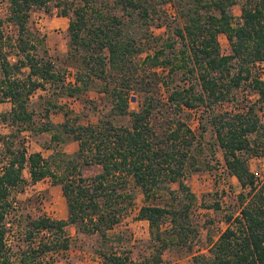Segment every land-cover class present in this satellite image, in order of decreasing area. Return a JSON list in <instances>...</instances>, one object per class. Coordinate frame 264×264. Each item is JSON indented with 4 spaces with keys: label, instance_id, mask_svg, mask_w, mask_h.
<instances>
[{
    "label": "trees",
    "instance_id": "16d2710c",
    "mask_svg": "<svg viewBox=\"0 0 264 264\" xmlns=\"http://www.w3.org/2000/svg\"><path fill=\"white\" fill-rule=\"evenodd\" d=\"M7 1L0 27L8 20L17 29L13 47L19 58L15 62L8 59L4 51L8 37L0 28V103H11L9 111L0 113V121L16 133L3 137L7 159L0 170V264H37L44 253L57 249L55 241L40 239L39 249L29 245L16 260L7 254L1 223L11 205L12 190H21L26 182L25 170L32 183L50 177L53 184H59L67 208L65 219L32 218L26 235L29 240L42 232L57 231L62 236L64 227L74 224L100 238L97 253L102 264H159L169 248L190 250L197 233L191 217L195 195L184 175L198 144L183 112L200 109L202 117L230 99L244 82L254 100L235 112L208 113L225 167L242 188L239 212L225 216L226 227L209 244L207 253L196 254L192 260L193 264H264V179L258 180L248 166L250 156L264 157V122L258 114L264 112V78L252 71L264 62V0H106L121 15L106 10V2L80 0L74 6L71 0L70 8L60 13L69 17L68 52L78 63L71 83L53 69L52 61L38 56L37 45L43 41L30 26L31 8L44 7L50 0ZM167 4L181 20L174 28L177 38H167L141 59L149 35L144 25ZM234 5L240 8L239 17L233 14ZM220 34L228 40V53L221 52ZM25 67L28 72L20 78L18 73ZM177 69L194 75L195 82L161 94L160 86ZM164 70L168 72L162 76L158 71ZM47 83L56 84L68 96L97 83L111 108L94 123H81L68 110L62 122L54 123L49 114L57 104L47 101L50 106L41 112L38 131L50 132L53 141L76 142L77 149L72 153L54 150L45 158L39 152L27 153L23 138L17 141L16 137L35 129L33 106L38 100L31 97L46 89ZM132 92L137 94L136 109L129 106ZM121 118L127 122L118 123ZM90 165L100 166V171L86 176L84 168ZM129 181L146 201L164 193L174 200L169 205L150 203L139 208L137 218L148 223L150 247L140 260L130 259L107 242L109 231L132 204L134 193L122 191ZM174 183L177 190L171 188ZM61 245L66 248L67 239Z\"/></svg>",
    "mask_w": 264,
    "mask_h": 264
},
{
    "label": "rangeland",
    "instance_id": "374dc122",
    "mask_svg": "<svg viewBox=\"0 0 264 264\" xmlns=\"http://www.w3.org/2000/svg\"><path fill=\"white\" fill-rule=\"evenodd\" d=\"M72 1L74 6L80 2V0ZM97 1L106 2V10L121 15V11L113 7L112 4L108 5L106 0ZM108 1L112 3V0ZM70 2L71 0H50L44 7H33L30 11L29 20L31 29L43 41L42 44L37 45L38 56L44 55L46 59L52 61L54 63L53 69L64 76L66 83L74 81L75 72L78 68V63L68 52L67 26L69 17L60 15L63 8L70 6L68 5ZM7 5V0H0V17L6 16ZM162 8L153 17L151 15L148 25H144V28L148 29L149 35L146 36V43L144 44L146 49L140 54L141 59L146 54L152 53L153 49L161 46L167 38L172 40L177 38L174 34V28L181 24V20L177 17V11L170 4L162 5ZM232 11L234 16L239 17L240 8L238 5H234ZM160 23L162 26L156 25ZM134 25L138 26L136 22ZM0 28L8 37L4 51L8 54V59L15 62L19 58V54L13 44L18 31L8 20ZM140 33L145 38L144 31L141 32L140 30ZM218 40L221 52L228 53L230 46L226 36L220 34ZM179 46L180 43L177 42L176 48ZM44 50L47 54L44 53ZM252 71L254 76L264 78V62L256 64ZM27 72L26 67L22 68L18 76L22 78L23 74ZM158 72L165 76L168 70ZM166 79L167 83L160 86V93L163 95H166L171 88L188 86L195 82L194 75L185 74L180 69L170 73ZM244 84L246 83L244 82ZM244 84L241 88L234 90L230 99L216 104L213 106L214 110L209 112H235L254 100L249 88ZM99 86L96 83L79 95L68 96L66 91L61 90L56 84L47 83L46 89L37 90L31 97L33 101L38 100V103L33 106L37 112L34 116L35 129L22 131L16 140L23 138L27 153L39 152L45 158L54 150H62L66 153L74 152L77 149L76 142L53 141L50 132L38 131V126L43 120L41 112L50 106L47 101L56 102L57 106L53 107L49 114V120L52 122H62L65 119L63 113L68 110L73 112L72 116L76 115L75 117L79 122L94 123L99 116L107 114L111 108V102L107 96L98 91ZM129 106L130 109L137 108V94L135 92L130 94ZM10 108L11 103L9 101L0 103V113L7 112ZM209 112L204 113L202 117L199 115L200 109H186L183 112V119H186L187 124L196 133L198 144L184 175L186 185L195 195V201L191 207V217L196 225L197 233L193 238L190 250L169 248L163 253V260L159 264H193V256L199 253L206 254L209 244L216 240L224 230L226 227L225 216L230 213L237 215L239 212L238 195L242 192V188L237 179L225 167L223 153L216 143ZM258 114L261 121L264 122V112L258 111ZM122 119L124 118L118 119V123L125 124L127 121ZM201 124L205 126L202 134ZM10 133L16 135L13 128L0 121V170L7 159L3 152V137ZM248 166L256 174L258 180L264 179V157L250 156ZM99 171L100 166L98 165L86 166L84 175L91 176ZM23 176L26 182L21 190H12L9 196L11 205L1 223L5 230L4 240L7 245V254L16 260L23 250L29 248V245L39 249L36 244L40 239H43L46 242L55 241L57 249L53 252L44 253L37 264H102L101 256L97 253V249L100 247V238L80 231L74 224L66 225L62 236H60V232L53 231L45 234L39 233L30 240L26 237L32 218L47 216L53 219H65L67 208L61 186L53 184L50 177L32 183L27 170L24 171ZM177 187V184H171L172 189L177 190ZM122 191L133 192L134 198L132 204L123 212L120 222L109 231L110 240L107 242L119 253L128 254L132 260H140L149 254L150 247L148 245V223L137 218L139 208L150 203L169 205L174 200L171 199V195L164 193L155 199L146 201L141 190L133 186L131 181L122 188ZM63 238L68 241V246L64 249L61 245Z\"/></svg>",
    "mask_w": 264,
    "mask_h": 264
}]
</instances>
